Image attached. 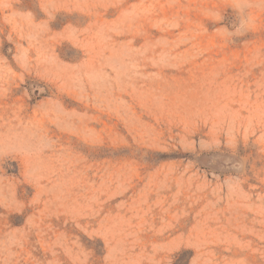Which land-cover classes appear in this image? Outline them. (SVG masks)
<instances>
[{"label": "rangeland", "instance_id": "374dc122", "mask_svg": "<svg viewBox=\"0 0 264 264\" xmlns=\"http://www.w3.org/2000/svg\"><path fill=\"white\" fill-rule=\"evenodd\" d=\"M0 264H264V0H0Z\"/></svg>", "mask_w": 264, "mask_h": 264}]
</instances>
